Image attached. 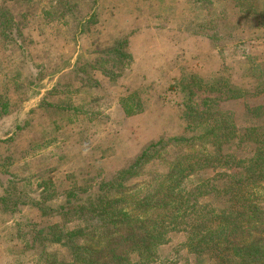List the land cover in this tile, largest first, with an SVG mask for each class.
Instances as JSON below:
<instances>
[{"label":"rangeland","instance_id":"1","mask_svg":"<svg viewBox=\"0 0 264 264\" xmlns=\"http://www.w3.org/2000/svg\"><path fill=\"white\" fill-rule=\"evenodd\" d=\"M254 10L264 13V0L258 9L233 0H0V111L9 97L25 99L17 102V114L0 115V264H76L72 250L60 245L48 244L44 252V237L35 234L50 225L67 234L97 224L79 240L91 246L89 259L106 260L112 249L121 254L122 239L137 225L100 226L98 208L78 199L159 141L150 161L111 192L124 198L116 206L142 223L161 218L168 172L199 157L193 175L179 173L172 187L194 192L200 212L167 217L164 242L150 261L137 253L130 258L136 264H211L194 252L192 232L233 210L222 184L231 186L236 165L246 169L248 161L236 159L249 158L254 147L246 130L258 120L252 108L264 106V26ZM12 83L20 87L10 91ZM47 92L56 109L39 107ZM211 118L227 128L209 132ZM17 120H24L20 130ZM179 136L191 139L162 147ZM207 151L234 158L204 165ZM252 191L250 199L264 203V191ZM147 193L153 201L139 206ZM68 194L75 203L69 212L61 210ZM107 230L109 241L100 237ZM245 234L243 243L264 244V223L251 224Z\"/></svg>","mask_w":264,"mask_h":264},{"label":"trees","instance_id":"2","mask_svg":"<svg viewBox=\"0 0 264 264\" xmlns=\"http://www.w3.org/2000/svg\"><path fill=\"white\" fill-rule=\"evenodd\" d=\"M233 1L236 5H240L245 8L246 6L249 7V5H251L253 7H257L258 9L259 5V0ZM253 12L254 14L256 13L255 10ZM259 15L263 20L262 23L259 22V25L261 24V26H264V13H259ZM16 87L19 88L20 85L12 83L8 88L10 91L15 88L13 91H16ZM230 91L236 93L239 91V89L230 87ZM48 95L49 92H47V94L40 99L39 107H54L53 109H56V106L51 103V101H49L50 99ZM11 100V97H9L2 103L0 115H5L6 113H18L20 106L17 108V102L22 103L25 99L21 101L17 99H15L17 101ZM127 109L128 112H131L130 108L127 107ZM252 111V115L258 120L255 122V125L249 126L247 128L246 140L248 141V144L251 143V146L254 148H251L247 152L246 156L249 158L236 159L238 160L237 164L248 161L246 169L240 165H236V168L238 169L232 175H229L234 177L231 182V186L228 181L226 184H222V187L225 188L224 191L229 194V199L234 202L233 210H231L229 213H220L218 216L216 215V219L214 217L210 221H207V223H204L205 226L203 228H206L205 230L198 229V231L192 232L193 237L191 238V241L195 242V245L193 246L194 252L202 257L207 255L209 257L208 260L211 261V264H234V262L235 264H250L264 261V250L262 249L264 244H260L262 239L257 240V242L254 244H246L242 242V236L246 235L245 233L248 226L253 223H255L256 226H260L262 223H264V203H262V201L258 203V199H250V197H253L255 195L254 193H256L255 191H252L255 190V188H257L259 191H264V189H262L264 187V106H256V108H252ZM30 112L31 111L23 113V117L25 118L28 117V115L30 116ZM129 114H132V112ZM205 114L207 113H202V116ZM22 121L24 122V120H21L16 123L15 130L22 129ZM208 122L209 124H206V128L210 130L209 132H213L216 129H224L225 127L227 128L226 122H218L216 120L212 121V118ZM203 123L204 122L201 121L199 125ZM217 125L221 127H217ZM260 130H262V133L259 135ZM218 135L219 134H214L212 136L214 139H216ZM190 139L191 138L187 136L174 137L171 138V140L164 142L162 147L169 145L172 142L176 144L185 143ZM161 143L162 141L151 144L136 158L133 165L120 171L112 180L101 183L98 189L91 195L86 196L84 199H78V202L83 200V203H85V206L88 208H93L94 210L98 208V217L99 221H101L100 226L109 228L119 224L125 225L126 223H135L137 226L140 225V229L137 226H131L134 234L122 239L124 242V249L121 254L117 255L115 251L116 249H112L110 252H108L111 254L106 260H102V257L105 255V251L101 255L102 259H100V255L96 259L93 257L92 259H89L92 252L91 246L85 243V240H87L86 238L83 239V241L79 240L81 237H83V235H85L86 230H89L88 232H90V230L92 228L94 229L95 225L97 224L87 226L85 229L76 228L71 231H67V234L64 232V230H60L57 227L55 228V226L52 225L46 228H36L37 231L35 237H44L42 240L45 245H41L44 249V252H46L45 249L48 244L60 245L61 247L68 249V251L72 250V253H70V251L69 253L71 255L73 254V261H76V264L79 262V260L82 262L80 264H136V262L134 263L130 258L132 253H134V255L137 253L142 262L150 261L149 258L153 257V249L164 242L162 240V233L164 231L165 225L167 224V217L177 219L180 217V214H186L188 210H191L192 212L196 211L197 213L200 212V206L198 205L197 196L194 194V192L188 191V194H182V192L180 193V190L176 191L175 187H172L174 182L176 184L180 182L178 178L179 173L182 172V174L185 176L193 175V172H195V169H197L199 166L201 160L199 157L192 158L190 161L188 160L189 163L187 162L186 167H183L180 162L175 163L173 164V168L168 172V178L170 180L166 182V191L162 192L169 199V201L167 203L160 204L161 207L165 208L164 212H166L164 215L161 214V218L152 221V223H142L140 219L134 218L133 215L127 211V208H118L116 206L119 205L122 200L124 201V198L115 199L117 194L111 192L114 190H120L124 186L126 180L135 174V169H139L142 162L146 161L149 152ZM218 143H220V141H218L216 144ZM212 152L213 151H207V153L203 155L202 162L204 165L210 162L222 163L223 159L234 158L232 154H222L220 152L212 154ZM149 161L150 160H147L146 162ZM245 171L246 175L243 174ZM216 173L218 175L222 174L220 171H217ZM223 175L228 174L223 173ZM241 176H245L244 179L236 178H241ZM216 185L217 184L211 185V187ZM247 187L248 189H245ZM245 191H249V193L247 194ZM148 195L149 193H147V196ZM8 196L6 200L2 199L1 201L3 203L8 201ZM73 197L74 195L68 194L66 205L62 206L61 210L69 212L72 205L75 204L71 200ZM30 200H32L33 203L37 205H43L47 203L46 200L40 202H36L33 199ZM152 201L153 199L148 196L142 199L139 206L148 205ZM25 202L26 201L23 203L26 204ZM201 219L202 221L205 220L204 217ZM202 221L199 220L196 224H199V222ZM141 231H143V233ZM110 232L111 231L107 230L106 232L101 233L100 237L108 240ZM196 232L199 233V236H195ZM50 264H55V262L51 261Z\"/></svg>","mask_w":264,"mask_h":264}]
</instances>
